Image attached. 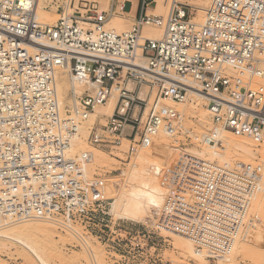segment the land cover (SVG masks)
<instances>
[{"label":"built area","instance_id":"1","mask_svg":"<svg viewBox=\"0 0 264 264\" xmlns=\"http://www.w3.org/2000/svg\"><path fill=\"white\" fill-rule=\"evenodd\" d=\"M136 1L132 28L117 33L106 26L128 12L125 0L108 11L97 0H52L46 8L59 16L53 25L37 21L40 0H0V221L80 226L105 246L112 264H165L170 235L216 263L232 254L264 187L262 166L186 156L158 217L128 230L113 222L102 181L85 176L90 155L73 158L68 149L80 123L113 94V113L102 129L90 130V145L115 151L126 141L135 151L162 137L223 149L215 133L194 136L181 114L161 103L184 104L188 89L206 97L217 129L261 143L264 0H210L202 24L180 3L162 16L150 12L158 0ZM144 27L158 28L161 37H147ZM64 65L83 91L73 88V106L61 116L56 71Z\"/></svg>","mask_w":264,"mask_h":264},{"label":"rangeland","instance_id":"2","mask_svg":"<svg viewBox=\"0 0 264 264\" xmlns=\"http://www.w3.org/2000/svg\"><path fill=\"white\" fill-rule=\"evenodd\" d=\"M122 1L119 0L118 2ZM161 1L163 2L162 8L165 3L168 4V7L170 6L168 0ZM176 1L189 10L191 19L194 22L197 19L198 12L197 0ZM205 3L210 6V0H205ZM130 7V3L125 4V11H130ZM44 11L52 17L57 15L54 8L44 7ZM155 14L159 15L161 12ZM119 18L125 19L127 16ZM205 18L206 15L203 17L202 22ZM57 19L58 16L56 21ZM131 28L132 25H129L116 30L122 33L129 31ZM64 73L67 78V72ZM155 93L156 90L152 94L151 101ZM113 95L116 97V94ZM69 101L70 98H67V100L61 99V107H70ZM205 104L206 102H202L199 107L196 105L190 106V103L183 108L180 106L179 110L183 117L182 125L194 136L208 135L213 132L219 139L218 133L224 132L212 124ZM97 112L96 110L90 116L88 122L81 124L80 130L85 137H82L81 133L79 136L84 141L82 144L84 148L82 146L78 149L79 151L73 148V153L80 156L82 153L89 152L95 158H99L100 165L92 169L89 168L90 162H86L87 178H99L102 181L103 190L101 194L104 198L110 200V208L113 204L114 211L111 209L113 222L115 224L121 223V227L123 226L128 230L134 228V226L145 227L156 216L158 217L171 193L173 182L184 165L186 156L216 161L219 165L231 166L237 162H242L257 164L264 168V133L263 140L259 145L235 139L229 134L233 144L242 142L245 143L246 147L252 149V154L246 156V159L243 160L233 151H227L224 144H222L223 149H217L213 146L192 144L193 142L183 145L180 142L174 143L166 138L155 140V143L162 147L150 145L149 148H138L135 151L128 149L129 143L126 141H123L120 148L115 151L94 147L90 145L88 140L90 130L92 128L102 129L107 118L111 116V114ZM180 139L177 138V140ZM216 152L222 154V158L213 156ZM0 225L8 230L27 225L46 227L52 230L46 237L23 236L27 244L36 250L34 253L15 240L0 238V264H112L105 246L80 226H72V231H66L67 229L45 222H24L10 226H3L4 222H2ZM166 238L170 239L168 245L166 244V248L162 251L165 264H264V187L261 192L255 195L234 250L229 257L225 259L218 257V262L210 263L206 260V257H209L208 252L196 250L187 239L173 235Z\"/></svg>","mask_w":264,"mask_h":264},{"label":"bare ground","instance_id":"3","mask_svg":"<svg viewBox=\"0 0 264 264\" xmlns=\"http://www.w3.org/2000/svg\"><path fill=\"white\" fill-rule=\"evenodd\" d=\"M48 1H50V0H40L39 6H38L37 12H36V19L41 24L53 25L56 22V17L58 16V14L57 15L55 14L56 16L52 17V16L48 15V13L47 14L45 13L44 7L47 6ZM168 1H169L170 5L174 4V3H178L176 0H168ZM98 2L100 3V8L102 10H109L110 7H111V4H112V0H98ZM131 3H132L131 10L126 12L124 17L125 16H127V18L134 17L135 12L137 10L138 4H137L136 0H132ZM162 6H163V2L161 0H158L157 1V6H156V12H159V13L162 12L159 15L165 16L168 13L169 7H168V4L165 3L164 4V9H163V11H161L162 10ZM208 9H209V6L206 5L205 0H197V10H198V12H197V19L194 21L196 24H202L203 23L202 22L203 21V17L207 14ZM119 17H122V16H119ZM119 17H116V16L110 17L108 22H107L106 28L109 29V30H113V31H115L117 33H120L117 30H120L124 26L125 23L123 24L122 23L123 21H121V19ZM109 25H110L111 28L109 27ZM132 25H133V23H132ZM143 34L146 35L147 37L151 38V39H158V38L161 37L162 33H161V31L158 28L144 27L143 28ZM64 72H67V78L64 75L65 74ZM73 88H76L77 92H82L83 91L82 84L74 83V80L71 78V75L69 73V65H64L62 68L57 69V71H56V89H57V94H58V102H59V106H60V114H61V116H63V114H64L65 107L64 108L61 107L60 100L61 99L62 100H65V99L67 100V98L69 99L70 98V92L73 90ZM145 96H146V90H145V88H143L142 91H141L140 97L144 98ZM187 96H188V100L184 104H181V105H175L174 103L169 102L167 100H162L161 103L163 105H165V106L174 108L179 113H180L179 107L182 106V108H183L188 103H190V106L196 105L197 107H199V105H201L202 102H206L207 103L205 96H203L202 94H200V93H198V92H196V91H194L192 89H188ZM69 102L73 106V100L70 99ZM115 104H116V97H115V95H112L111 98H109V100L106 102L105 105L99 106L96 109L98 111L97 113H104V114H111L112 115L113 110L115 108ZM69 108H71V105H70ZM180 114L182 116V113H180ZM89 119H90V117L86 121H83V122H88ZM83 122L80 123L79 128H78V132H77L76 136H74L73 139L71 140L70 148L68 149L70 151L69 152L70 157H73V158L78 157V155L73 153L74 152L73 148L77 149V150L79 148H82V146L84 148V145H82L84 141L81 140L80 136H79L80 133L82 135V132H81L80 128H81V124ZM223 132L224 133H218V136H220L219 139L222 142V144H224L226 146L227 151L228 150L233 151L234 153L238 154L242 160L246 159V156H249L250 154H252V149L246 147L245 143H242V142L233 144L232 140L230 139V135L233 138H235V139L244 140V141H246V142H248L250 144H253V145H259L260 144V143L259 144L254 143L253 141H251V140H249L247 138L235 137V136H233L232 134H230L229 132H226V131H223ZM263 133H264V129H263ZM202 135L206 136V134H202ZM82 137H85V135L83 134ZM160 139H163V138L161 137ZM88 140H89V136H88ZM262 140H263V136H262ZM150 145L160 146V145H157L155 143V140ZM149 146L145 147V148H149ZM204 146H207V145H204ZM160 147H162V146H160ZM164 148H166V147L164 146ZM86 154L90 155V158H89V161H88V162H90V164H89L90 165V167H89L90 169L95 168L98 165H100L99 158H97V157L95 158L94 155L92 153H89V152H86ZM82 155H83V153H82ZM214 155L215 156H219V157L222 158V154H220L218 152L214 153L213 156ZM85 165H84V174L87 177V175H86L87 172L85 170ZM254 198H255V196H254ZM254 198H253V200H254ZM253 200H252V202H253ZM252 202H251V204H252ZM112 207H113V204H112ZM112 207H111V209H112V211H114V209ZM2 222H4L3 226H10V225H17V224L24 223V222H20V223H12L11 224L9 222L5 223L4 220L3 221L1 220L0 224ZM26 222L33 223V222H39V221H26ZM45 223H50V222H45ZM5 224H7V225H5ZM51 224H53V223H51ZM5 228L6 227H2L0 225V238L15 240L19 244H21L22 246L31 249V252H33V253L36 252V250L32 246L27 244V242L23 238V236H33V237L41 236V237H46L52 232V230L50 228L35 227V226H32V225H27V226L20 227L18 229H14V230H8V229H5ZM72 230L73 229L70 228V229H67L66 231H72Z\"/></svg>","mask_w":264,"mask_h":264},{"label":"crops","instance_id":"4","mask_svg":"<svg viewBox=\"0 0 264 264\" xmlns=\"http://www.w3.org/2000/svg\"><path fill=\"white\" fill-rule=\"evenodd\" d=\"M117 1H119V0H112V2H117ZM129 1L130 0H125L126 4H128ZM138 3L139 2H137V4ZM163 9H164V7L162 8V11H163ZM151 13L155 14L156 13V8L152 9ZM137 15H138V11L136 10L134 17L125 18V19L124 18L123 19L120 18L121 20H123V22H125L124 27H128L129 25H132V23H133L134 19L137 17Z\"/></svg>","mask_w":264,"mask_h":264}]
</instances>
